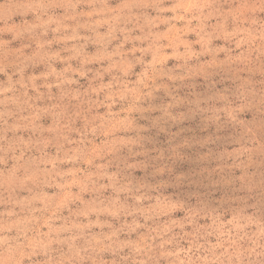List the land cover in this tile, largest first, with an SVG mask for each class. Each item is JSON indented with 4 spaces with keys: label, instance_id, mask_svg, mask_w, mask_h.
Returning <instances> with one entry per match:
<instances>
[{
    "label": "rangeland",
    "instance_id": "rangeland-1",
    "mask_svg": "<svg viewBox=\"0 0 264 264\" xmlns=\"http://www.w3.org/2000/svg\"><path fill=\"white\" fill-rule=\"evenodd\" d=\"M0 264H264V0H0Z\"/></svg>",
    "mask_w": 264,
    "mask_h": 264
}]
</instances>
